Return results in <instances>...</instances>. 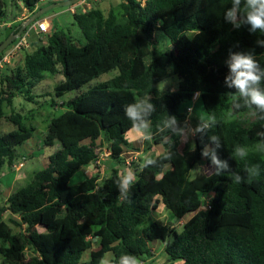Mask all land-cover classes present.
Wrapping results in <instances>:
<instances>
[{"label": "trees", "instance_id": "obj_1", "mask_svg": "<svg viewBox=\"0 0 264 264\" xmlns=\"http://www.w3.org/2000/svg\"><path fill=\"white\" fill-rule=\"evenodd\" d=\"M16 1L32 9L41 0H15V8ZM246 4L122 0L119 10L108 14L77 9L73 18L80 40L54 31L46 35V44H33L23 66L1 79L0 120L14 92L33 101V90L47 74L64 76L51 97L79 93L60 103L66 111L48 125L45 147L58 142L61 148L0 205V228L6 212L17 228L7 234L0 264H100L109 252L110 264L125 259L138 264L153 258L155 240L181 264H264V108L251 104L228 80L234 54L251 55L264 72V32L246 22ZM4 8L0 0V17ZM233 8L235 21L227 19ZM156 32L174 48L156 47ZM114 71L113 78L80 90ZM175 75L178 89L161 95L157 85ZM254 87L264 92V76ZM195 98L206 123H198L194 139L182 144L180 134L188 128ZM130 107L138 117L127 114ZM173 117L175 123L169 124ZM9 120L16 129L0 135V170L20 163L17 148L34 132L19 113ZM133 129L151 139L145 151L153 145L165 151L127 162L124 152L133 147L127 138ZM103 149L111 152L108 177L88 176ZM213 157L220 163H214L212 178L190 177ZM81 171L83 179L72 185ZM128 171L133 178L125 187ZM204 196L209 197L206 209ZM160 204L180 219L193 215L181 230L152 221ZM87 251L90 257L84 261Z\"/></svg>", "mask_w": 264, "mask_h": 264}, {"label": "rangeland", "instance_id": "obj_2", "mask_svg": "<svg viewBox=\"0 0 264 264\" xmlns=\"http://www.w3.org/2000/svg\"><path fill=\"white\" fill-rule=\"evenodd\" d=\"M5 2V8H4V14L5 16L0 17V44L4 42L8 38V32L6 28V20L9 19V16L15 11V0H4ZM80 10L86 11L91 9V5H88V2L83 7H79ZM116 9V8H115ZM116 9L115 11H118ZM49 12L45 13L41 17H47ZM7 17V18H5ZM55 29L59 31H64L68 34H71L74 36L77 40L82 39V34L79 28L74 24V21L72 17L68 16H61L54 22ZM52 33V32H51ZM46 36L40 34V37L33 39L31 41H34L36 44H46ZM39 40H41L39 42ZM30 44V41H28ZM154 45L158 47L161 50H168L173 49L174 46L170 43L169 39L166 38L161 32H156L154 36ZM14 46V43L8 47L5 51L10 50ZM34 51L33 47L24 48L20 53L8 64L3 65V67L0 68V89H1V79L4 78L7 74H11L12 70H15L18 67H22L24 64L25 56L29 53H32ZM117 74L116 71L110 72L108 74L103 75L100 77L98 81H93L83 88H81V91H86L89 88L96 85L98 82H104L106 80H109L113 78ZM62 80H64V76L58 72L54 75L47 74L44 81L35 87V89L32 92V96L34 97L33 101H29L27 99V94L21 93V92H14V97L12 99V105L9 106L6 104L5 106V118L0 120V135L7 134L13 130L16 129L14 124L9 120L12 113H19L23 117L24 124L33 129V137L27 141L24 145L19 146L17 148V159L18 162H23L24 165L21 168L15 169L11 167L9 164L5 165L0 170V205H4L8 199V197L14 193L15 191H18L19 189L24 188L26 185H28L33 177L34 174L42 169H44L47 166L49 155L54 153L55 151L59 150L61 148V145L56 142L55 146L52 148H46L44 145V139L45 136L48 133V125L52 118L57 117L64 113L66 111L65 107H62L60 105L61 102H67L71 98L75 97L79 90H75L71 93L66 94L62 98L56 99L57 102L54 104L51 101V94H53V89L56 85H58ZM180 82V78L178 76H172L169 79L159 83L157 85L158 92L162 95L166 91H175L178 89V85ZM195 98V103L191 104L190 108H192V111L189 112V125L187 130L182 132L180 134V137L183 141H181L182 144L186 143L187 140H192L196 127L198 126V123L205 122L204 121V113L203 107L201 105V102H198ZM197 102V104H196ZM198 119V120H197ZM201 119V120H200ZM199 121V122H198ZM138 132H140L138 129L131 130L128 133L129 140L133 143V145L139 147V151L142 153H139L137 151L134 152H128L125 154V158L128 161H132L135 159V161L144 160L149 153L153 152L157 155V150L154 148L162 147V149L165 148L164 146H154L150 151H142L143 149V141L141 138L138 137ZM132 145V144H131ZM142 146V147H141ZM264 151V146L260 147ZM106 163V164H105ZM169 168V167H168ZM215 172V166L214 163H207L206 161L200 163L197 165L195 169L192 170L190 177L192 179L194 178H206L210 179L213 177ZM99 173L101 177L107 178L110 173V166L108 164V161L103 160L99 166V168H89L87 171L88 176H92L93 174ZM84 177V173L81 171L77 173L73 179L71 180V184L75 185L77 181H81ZM204 204L202 206V209H206L207 203L209 202V197L204 196L203 197ZM193 215V214H192ZM192 215H187L183 219L178 218L176 215H174L170 210H168L163 204H160L158 208L152 212V221H158L161 224H166L170 226H174L177 229L181 230L184 223L189 221ZM12 215L9 212H6L4 214V222L2 227L0 228V255H3L6 250V238L7 234H11L17 231V228L13 225L11 222ZM163 242L161 240H155L151 242V247L156 249L154 250V253L157 254V257L155 259V263L158 264H170L168 262H165L164 258L167 257L166 253L162 254V249L158 248L159 246H163ZM94 247H97V244L94 245ZM158 248V249H157ZM89 251L84 255V261H87L89 259ZM113 259L112 253H107L102 260L103 264H108ZM147 263L152 264L148 259ZM138 264H141L140 262Z\"/></svg>", "mask_w": 264, "mask_h": 264}, {"label": "clouds", "instance_id": "obj_3", "mask_svg": "<svg viewBox=\"0 0 264 264\" xmlns=\"http://www.w3.org/2000/svg\"><path fill=\"white\" fill-rule=\"evenodd\" d=\"M235 3L239 5L240 0H235ZM236 14V8L229 10L227 12V19L235 21ZM244 14L246 15V22L253 26V30L260 29L261 32H264V0H247ZM230 68L232 75L228 77V80L231 82V85H234L242 96L250 98L249 102L251 104L264 108V92L254 87L260 81L261 76H264V72H259L257 62L253 57L251 55L234 54L230 62ZM148 108H152V105L149 104ZM127 114L133 118L139 116V112L133 107L128 109ZM174 123L175 118L173 117L169 124ZM204 154L207 155L208 153L205 152ZM151 162L153 161H149V163ZM213 163L219 164L220 162L213 157ZM225 166L221 165V167ZM130 180L131 177H125L123 185L127 187ZM235 182H240L239 176L235 178ZM101 264H103V261ZM124 264H127V259H125Z\"/></svg>", "mask_w": 264, "mask_h": 264}, {"label": "crops", "instance_id": "obj_4", "mask_svg": "<svg viewBox=\"0 0 264 264\" xmlns=\"http://www.w3.org/2000/svg\"><path fill=\"white\" fill-rule=\"evenodd\" d=\"M64 1H68V0H41L40 2L36 3L35 6L32 9H28L20 1H16L18 3V6L15 8V11H13V13L9 16V19L6 20V23H5L6 24V28H7V32H8V36L10 34H12V31L15 32V30L21 24H23L25 21L29 20L35 14H37L42 8H45V7H47L49 5H52V4H55V3H61V2H64ZM121 2H122V0H88V5H91V8H99L105 14H108L110 12V10L118 9L120 4H121ZM73 7L74 6H68V7H62V8L54 9V10L49 12L47 17H44V18L39 17L35 21H37V20H46V21H48V23L50 25L51 32L59 31V30L55 29V27H54L55 20H57L61 16H68V17H72V19L74 21L73 12H72V8ZM5 18H7V17H5ZM35 21L33 23H35ZM74 24H75V22H74ZM30 27H31V25H29L26 30H30ZM38 37H40V35L38 34V32L36 30L32 29V30L29 31L28 40L30 41V44H29L30 47H33V44L35 43L34 41H31V40L36 39ZM133 130H135V129H133ZM139 131L140 132H138L139 133L138 137L141 138V140L143 141V145H142L143 149H142V151L144 152L145 151L144 143L146 142V144L151 145L152 142H151V139L149 137H147L144 134L143 131H141V130H139ZM193 139H194V136H193L192 140ZM128 140H129V138H128ZM181 141H183V140L181 139ZM129 142L132 144L133 147H132V149H125L124 157H125V154L127 153V151L128 152L137 151L139 153H142L141 151H139L140 149H139L138 146L133 145V143L130 140H129ZM155 149H158L157 150V155H160V154H162L164 152V149H162V147L154 148V150ZM135 160H138V159H135ZM127 162H130V161L127 160ZM127 170H129V169H127ZM128 173H129V177L133 178V175L129 171H128ZM158 248H161L162 252H163L162 254H164V245L163 246H159ZM154 250L156 251V249H154ZM154 250H153L154 256L149 261L151 263H153V264H158V263H155V259L157 257V254L154 253ZM164 260H165V262H168L170 264H181L182 263L181 260H177V261L171 260V258L168 255H167L166 258H164ZM140 263L141 264H148L147 260L141 261ZM108 264H110V259H109V263Z\"/></svg>", "mask_w": 264, "mask_h": 264}, {"label": "built area", "instance_id": "obj_5", "mask_svg": "<svg viewBox=\"0 0 264 264\" xmlns=\"http://www.w3.org/2000/svg\"><path fill=\"white\" fill-rule=\"evenodd\" d=\"M141 1L145 2L146 0H141ZM87 2H88V0H80L77 3V5H75L72 8L73 14L76 12L77 9H79V7H83L84 5H86ZM32 29L36 30L38 32V34H42L44 36L51 34L50 25H49L48 21H46V20L35 21V23L31 24L30 30H32ZM30 30H25L22 33L21 37L14 42V46L10 50L4 51L0 55V68L3 67V65L10 63L20 53V51H22L24 48L30 47L29 42H28ZM191 111H192V108H189L188 112H191ZM110 155H111L110 150L103 149V151H101L100 156L97 159L95 165L90 167V168H95V167H96V169L99 168L101 162L103 160L107 159ZM23 165H24V161L16 164L14 166V168L18 169V168H21ZM207 207H208V205H207Z\"/></svg>", "mask_w": 264, "mask_h": 264}, {"label": "water", "instance_id": "obj_6", "mask_svg": "<svg viewBox=\"0 0 264 264\" xmlns=\"http://www.w3.org/2000/svg\"><path fill=\"white\" fill-rule=\"evenodd\" d=\"M80 0H68L61 3H55L52 5H49L45 8H42L37 14H35L32 18L25 21L23 24H21L18 29L17 33H12L8 36V38L0 44V55L8 48L10 47L17 39H19L22 35V33L27 29L29 25H31L37 18L41 17L47 12H50L54 9L62 8V7H68V6H75ZM98 239L95 238L94 241L96 242Z\"/></svg>", "mask_w": 264, "mask_h": 264}]
</instances>
